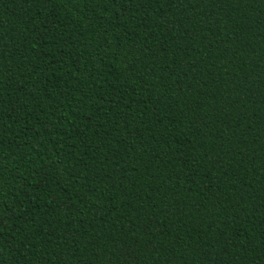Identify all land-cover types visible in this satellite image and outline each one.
<instances>
[{
  "label": "trees",
  "instance_id": "trees-1",
  "mask_svg": "<svg viewBox=\"0 0 264 264\" xmlns=\"http://www.w3.org/2000/svg\"><path fill=\"white\" fill-rule=\"evenodd\" d=\"M0 264H264V0H0Z\"/></svg>",
  "mask_w": 264,
  "mask_h": 264
}]
</instances>
